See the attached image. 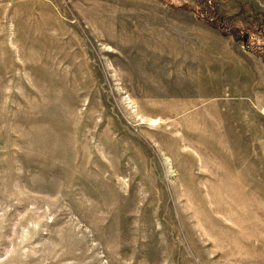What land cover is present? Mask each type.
I'll use <instances>...</instances> for the list:
<instances>
[{"label":"rangeland","instance_id":"1","mask_svg":"<svg viewBox=\"0 0 264 264\" xmlns=\"http://www.w3.org/2000/svg\"><path fill=\"white\" fill-rule=\"evenodd\" d=\"M204 4L0 0V264H264V93L140 53Z\"/></svg>","mask_w":264,"mask_h":264},{"label":"crops","instance_id":"2","mask_svg":"<svg viewBox=\"0 0 264 264\" xmlns=\"http://www.w3.org/2000/svg\"><path fill=\"white\" fill-rule=\"evenodd\" d=\"M178 19L182 22L177 23H184V30L192 35L187 37L189 34H185L183 45L176 47L141 48L145 61L156 62L157 67H169L171 72L179 70L181 75L194 79H223L221 82L227 91L242 94L251 89L257 96L252 97L253 101H259L264 93V63L261 59L194 18L191 13ZM192 37H195L194 42L189 39ZM227 79L229 82H224ZM250 79L261 81L252 83Z\"/></svg>","mask_w":264,"mask_h":264},{"label":"trees","instance_id":"3","mask_svg":"<svg viewBox=\"0 0 264 264\" xmlns=\"http://www.w3.org/2000/svg\"><path fill=\"white\" fill-rule=\"evenodd\" d=\"M211 13H213L212 9L204 4L201 9L197 11V16L200 20L219 29L221 33L232 35L234 40L240 41V44L247 50L252 51L264 61V14H262V17H259L258 14L252 16L248 14V21L246 19L247 23L245 24V29L242 31L235 25L231 26V20H233L234 17H227L217 9L214 10L216 16H212L213 14ZM225 18L231 19L229 23L223 22ZM251 25H254V27L252 28Z\"/></svg>","mask_w":264,"mask_h":264}]
</instances>
